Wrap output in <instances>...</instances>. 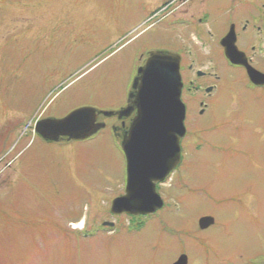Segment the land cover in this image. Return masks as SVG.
<instances>
[{
    "label": "rangeland",
    "instance_id": "rangeland-1",
    "mask_svg": "<svg viewBox=\"0 0 264 264\" xmlns=\"http://www.w3.org/2000/svg\"><path fill=\"white\" fill-rule=\"evenodd\" d=\"M144 1L0 0V264H171L180 253L189 264H200L199 253H206L202 264H251L248 254L264 251L263 241L241 238L251 224L242 215L237 231L228 197L260 187L243 156H264V92L248 93L241 82L233 93L219 83L201 129L236 108L235 99L239 110L214 134L196 133L205 145L189 149L188 187L176 198L163 189L165 207L143 219L109 213L123 194V161L109 127L82 142L46 144L34 135L38 119L118 109L146 55L175 48L181 34L162 26V15L146 23ZM209 62L194 69L213 72ZM225 70L219 61L214 71ZM239 146L245 154L234 153ZM205 215L221 224L200 231ZM79 221L83 228L74 229Z\"/></svg>",
    "mask_w": 264,
    "mask_h": 264
},
{
    "label": "flooded vegetation",
    "instance_id": "flooded-vegetation-1",
    "mask_svg": "<svg viewBox=\"0 0 264 264\" xmlns=\"http://www.w3.org/2000/svg\"><path fill=\"white\" fill-rule=\"evenodd\" d=\"M144 2L150 6L147 12L151 14V17L145 20L146 23L162 15L159 23L168 30L181 34V37L173 40L175 48L171 49L170 52L177 54L180 58L179 73L182 83L181 101L185 108L183 120L184 134L179 141L178 165L162 183L156 185L158 194L164 189L168 191V194L164 192L165 196L172 195L176 198V195L182 189H186L188 187L187 184L189 185L190 183V180H187V177L184 175V170L188 158L192 155L189 150L191 145L195 146L198 143H201L202 147L205 145L199 139L197 141L194 140L196 133L199 130H207L209 132L208 134H214L219 127H223L222 121H226L232 113L239 110L240 104L235 99L236 108L225 110L222 115L215 118L211 125H203L202 127L205 129H201L197 121L209 110L207 101L210 97L218 93L219 83L227 91L231 90L233 92L232 88L235 89L242 82V89L248 93L256 94V92H264V83L259 85L251 83L247 75L246 67L231 64L226 59L224 49L221 46V41L228 34H232L234 46L238 52L244 55L246 64L259 75L263 76L262 79H264V0H145ZM184 35H189V40L192 41L186 40ZM207 44H214L217 49L216 54L219 55V60L213 58L212 48ZM198 45L201 48L196 47ZM188 48L190 51H188ZM209 56H212V58L208 59ZM146 57L148 56L146 55ZM145 60H142V63L136 67L142 66ZM207 61H210L209 63L213 65L211 66L213 72L194 69L195 65L199 63L203 65ZM219 61L227 68L225 70L227 74L222 76L214 71ZM193 76L194 78H192ZM131 92L132 90L129 89L122 106L112 110L117 112L131 108V112L121 119H118L116 116L106 118V120H114L116 122L115 124L111 123V125H108L107 122H104V129L109 127L110 136L114 140L123 161V178L121 184L123 194L125 192L126 181V157L121 149V144L130 137L129 130L131 122L136 116V110L132 105L133 99L129 98ZM235 95L238 94L235 93ZM232 96L234 97V95ZM230 102L234 103L232 100ZM97 111L100 110L97 109ZM100 117L99 115L97 120ZM236 142L235 140L234 143ZM207 146H209L208 148H212L210 144ZM233 151L238 155L246 153L240 149V146L234 147ZM243 158H248L245 164L250 170L251 175L258 177L257 180L260 187H244L228 196L231 198L230 203L234 205L233 222L235 228L239 231L240 216L243 215L246 217L247 215L251 228L246 234H242L241 238L248 236L252 241L254 238L255 241L264 242V205H262V199L264 198V156L247 154ZM167 183L169 184L167 185ZM162 200L164 208L166 202L163 198ZM110 215L112 219L118 217L112 214ZM212 217L214 218V224L204 231L216 225L218 227L221 224L214 216ZM135 218L143 219L144 217ZM254 222L258 223L256 224ZM200 245L207 246L206 238L202 237L200 239ZM253 245H255L254 241ZM182 254L177 255L171 264ZM241 255L237 254L239 258H241ZM199 256L200 264H202L201 259L207 258L206 253H199ZM248 256L251 264H264V251L261 252L258 247L254 252L249 253ZM189 263L190 261L187 257V264Z\"/></svg>",
    "mask_w": 264,
    "mask_h": 264
},
{
    "label": "water",
    "instance_id": "water-1",
    "mask_svg": "<svg viewBox=\"0 0 264 264\" xmlns=\"http://www.w3.org/2000/svg\"><path fill=\"white\" fill-rule=\"evenodd\" d=\"M221 46L231 64L246 67L251 83H264L263 76L252 70L244 55L237 51L232 34L221 41ZM179 61V56L173 52L153 51L137 69L129 94L136 116L131 122L130 137L121 144L126 157L125 193L111 201L112 215L148 216L163 206L155 185L162 183L178 165L179 141L184 134L185 108L181 102ZM130 112L131 108L113 112L80 107L62 118L37 121L34 133L46 143H58L62 139L82 142L105 128L104 123L97 122L99 115L121 119ZM213 223L212 217H202L198 228L205 230ZM173 264H187V257L181 255Z\"/></svg>",
    "mask_w": 264,
    "mask_h": 264
},
{
    "label": "bare ground",
    "instance_id": "bare-ground-1",
    "mask_svg": "<svg viewBox=\"0 0 264 264\" xmlns=\"http://www.w3.org/2000/svg\"><path fill=\"white\" fill-rule=\"evenodd\" d=\"M74 229H82L83 228V223L82 221H79L78 223H76L75 225H73Z\"/></svg>",
    "mask_w": 264,
    "mask_h": 264
}]
</instances>
